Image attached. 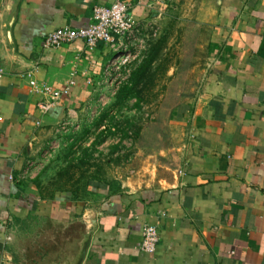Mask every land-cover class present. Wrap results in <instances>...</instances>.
<instances>
[{
    "label": "crops",
    "instance_id": "crops-1",
    "mask_svg": "<svg viewBox=\"0 0 264 264\" xmlns=\"http://www.w3.org/2000/svg\"><path fill=\"white\" fill-rule=\"evenodd\" d=\"M8 1L0 0V26ZM129 1L137 24L153 15L156 0ZM112 2L20 0L18 60L0 34V264L50 263L90 217L97 226L82 264H264V0H219L199 91L171 122L169 150L147 157L156 176L127 166L81 190L45 192L37 183V163L59 128L82 123L107 99L117 54L83 40L45 48L43 38L86 27L94 6ZM28 70L57 89L73 83L42 112L41 94L20 75ZM146 223L160 232L155 252L141 249Z\"/></svg>",
    "mask_w": 264,
    "mask_h": 264
},
{
    "label": "rangeland",
    "instance_id": "rangeland-1",
    "mask_svg": "<svg viewBox=\"0 0 264 264\" xmlns=\"http://www.w3.org/2000/svg\"><path fill=\"white\" fill-rule=\"evenodd\" d=\"M154 4L153 15L136 25L127 46L114 51L126 53L119 68L108 67L107 99L99 98L96 110L84 112L82 123L71 119L61 126L46 145L37 163V183L45 192L59 187L81 190L127 166L136 168L142 179L156 176L157 162L147 157L169 150L171 122L183 118L199 91L208 59L209 25L219 0ZM150 60L137 97L130 95L134 72Z\"/></svg>",
    "mask_w": 264,
    "mask_h": 264
},
{
    "label": "built area",
    "instance_id": "built-area-1",
    "mask_svg": "<svg viewBox=\"0 0 264 264\" xmlns=\"http://www.w3.org/2000/svg\"><path fill=\"white\" fill-rule=\"evenodd\" d=\"M159 1L164 0H156ZM129 0H113L109 5L98 4L93 7L91 23L86 27H72L69 25L48 32L43 38L45 48H56L75 40H83L87 47L96 46L99 42L107 44L113 51L124 48L129 43L128 37L136 28L137 21L132 15ZM114 56L110 64L112 68L120 67L125 55V50ZM5 73V68L0 65V76ZM21 76L28 78L31 90L40 93L42 99L38 108L42 112L51 109L54 103L64 94H68L72 80L61 89L54 88L47 82H39L31 70L20 72ZM141 249L146 252H155L160 240L157 225L146 223L142 229Z\"/></svg>",
    "mask_w": 264,
    "mask_h": 264
},
{
    "label": "water",
    "instance_id": "water-1",
    "mask_svg": "<svg viewBox=\"0 0 264 264\" xmlns=\"http://www.w3.org/2000/svg\"><path fill=\"white\" fill-rule=\"evenodd\" d=\"M20 0H9L7 3V14L2 20L0 29L3 38V50L11 55L15 60L18 56L15 51V46L12 37V26L16 19L17 5ZM97 226V221L94 217L88 218L87 226L81 229L79 236L74 240L70 247L62 248L48 264H82L89 246L91 244L92 234Z\"/></svg>",
    "mask_w": 264,
    "mask_h": 264
},
{
    "label": "trees",
    "instance_id": "trees-1",
    "mask_svg": "<svg viewBox=\"0 0 264 264\" xmlns=\"http://www.w3.org/2000/svg\"><path fill=\"white\" fill-rule=\"evenodd\" d=\"M150 62L151 60L146 63L141 69H138L136 72H134L133 74V79H135V82L132 83V87L134 88H128V90L130 91V95L132 96H136L137 97V93L139 92L138 90H136L138 88V84L141 81V79L143 78V76L145 75V71L150 67ZM144 71V72H143ZM126 86H128L127 84H125ZM129 95V96H130ZM128 97V96H127Z\"/></svg>",
    "mask_w": 264,
    "mask_h": 264
}]
</instances>
